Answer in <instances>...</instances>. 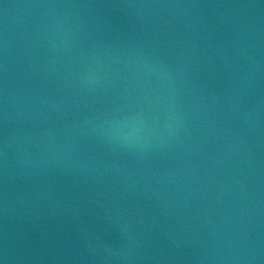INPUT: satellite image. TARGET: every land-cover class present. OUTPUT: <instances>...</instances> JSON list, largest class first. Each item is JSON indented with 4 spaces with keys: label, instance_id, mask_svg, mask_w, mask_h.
Returning <instances> with one entry per match:
<instances>
[{
    "label": "water",
    "instance_id": "water-1",
    "mask_svg": "<svg viewBox=\"0 0 264 264\" xmlns=\"http://www.w3.org/2000/svg\"><path fill=\"white\" fill-rule=\"evenodd\" d=\"M0 261L264 264V0H0Z\"/></svg>",
    "mask_w": 264,
    "mask_h": 264
},
{
    "label": "clouds",
    "instance_id": "clouds-1",
    "mask_svg": "<svg viewBox=\"0 0 264 264\" xmlns=\"http://www.w3.org/2000/svg\"><path fill=\"white\" fill-rule=\"evenodd\" d=\"M150 70H154V69H150ZM80 83H81V85H85L87 83V81L85 80L84 77H81ZM105 123L108 125V127L106 129V135L108 136L110 141L122 142L123 145L126 147L131 146V140H132L131 137L113 134L115 129L121 127V123L119 121L113 120V121H107ZM141 123H143V121H141ZM138 131L139 130L137 129V132ZM137 139H138V137H137ZM0 264H3V262L0 261Z\"/></svg>",
    "mask_w": 264,
    "mask_h": 264
}]
</instances>
